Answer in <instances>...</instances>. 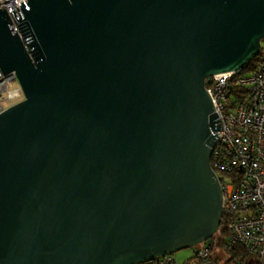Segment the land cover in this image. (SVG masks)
Here are the masks:
<instances>
[{
  "label": "water",
  "instance_id": "water-1",
  "mask_svg": "<svg viewBox=\"0 0 264 264\" xmlns=\"http://www.w3.org/2000/svg\"><path fill=\"white\" fill-rule=\"evenodd\" d=\"M0 8V264H138L211 239L222 121L205 79L243 69L264 0H25ZM264 262V258H263Z\"/></svg>",
  "mask_w": 264,
  "mask_h": 264
},
{
  "label": "built area",
  "instance_id": "built-area-1",
  "mask_svg": "<svg viewBox=\"0 0 264 264\" xmlns=\"http://www.w3.org/2000/svg\"><path fill=\"white\" fill-rule=\"evenodd\" d=\"M23 1L25 0H0V8L6 9L17 33L25 42L11 12L22 5ZM258 53L259 59L255 61L250 71L242 72L241 69L217 73L205 79V86L222 121V130L218 133L220 138L212 147L211 166L222 187V222L226 218L229 232L228 249L232 248L234 243H241L249 253L262 261L264 258L262 43ZM15 80H18L15 72L4 74L0 69V113L10 107L6 103L24 99L21 85H13ZM242 89L247 90V93H243ZM138 264L217 263L213 258V240L208 239L200 243L193 255L183 262L178 261L172 253Z\"/></svg>",
  "mask_w": 264,
  "mask_h": 264
},
{
  "label": "trees",
  "instance_id": "trees-1",
  "mask_svg": "<svg viewBox=\"0 0 264 264\" xmlns=\"http://www.w3.org/2000/svg\"><path fill=\"white\" fill-rule=\"evenodd\" d=\"M262 46H264V38L262 39ZM260 53L253 57V59L242 69V72L250 71L255 65V61L259 59ZM243 93H247V90L242 89ZM226 218L220 225L217 233L211 238L213 240V258L217 264H264L263 260H259L254 255L249 253L245 246L241 243H234L232 248L228 249V228L226 225ZM219 248L225 251V261L223 262V257L215 251ZM193 255V254H192ZM189 258V257H188ZM187 258V259H188Z\"/></svg>",
  "mask_w": 264,
  "mask_h": 264
},
{
  "label": "rangeland",
  "instance_id": "rangeland-1",
  "mask_svg": "<svg viewBox=\"0 0 264 264\" xmlns=\"http://www.w3.org/2000/svg\"><path fill=\"white\" fill-rule=\"evenodd\" d=\"M13 85L20 86L18 80H15V81L13 82ZM19 101H20V100H19ZM17 102H18V101L8 102V103H6V105H7V106H11V105H13V104H15V103H17ZM197 247H199V244L196 245V246H193V247H189V248L181 249V250L175 252L174 255H175V257L177 258L178 261L183 262V261H185L188 257H191V256H192L194 250H195ZM215 251L218 252V254H219L220 256L223 257V261H225V258H226V256H225V251H223V250H221V249H219V248H216Z\"/></svg>",
  "mask_w": 264,
  "mask_h": 264
},
{
  "label": "crops",
  "instance_id": "crops-1",
  "mask_svg": "<svg viewBox=\"0 0 264 264\" xmlns=\"http://www.w3.org/2000/svg\"><path fill=\"white\" fill-rule=\"evenodd\" d=\"M224 262V261H223Z\"/></svg>",
  "mask_w": 264,
  "mask_h": 264
}]
</instances>
